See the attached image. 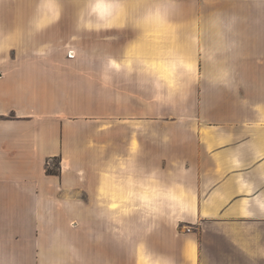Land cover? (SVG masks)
<instances>
[{"label": "crops", "instance_id": "obj_1", "mask_svg": "<svg viewBox=\"0 0 264 264\" xmlns=\"http://www.w3.org/2000/svg\"><path fill=\"white\" fill-rule=\"evenodd\" d=\"M59 3V22L31 36L25 30L35 0H0V264H154L159 257L264 264V21L244 0H180V24L141 37L129 57L170 76L178 28L190 25L195 34L211 14L239 11L247 18L234 62L242 83L231 91L201 79L186 102L160 108L135 75L122 72L132 71L131 58L113 61L111 92L98 83L100 59H122L140 32L130 24L78 32L77 0ZM40 45L43 55H36ZM187 67L195 76V51ZM137 146L138 170L187 191L180 188L179 210L151 230L133 212L117 236L103 218L109 201L116 208L162 195L157 184L134 190L123 173L110 172L98 200L99 168ZM54 160L57 172L48 170Z\"/></svg>", "mask_w": 264, "mask_h": 264}, {"label": "clouds", "instance_id": "obj_2", "mask_svg": "<svg viewBox=\"0 0 264 264\" xmlns=\"http://www.w3.org/2000/svg\"><path fill=\"white\" fill-rule=\"evenodd\" d=\"M79 10L76 18V30L78 32L100 33L111 29H123L129 24L140 32V36L129 43L123 53L122 59L118 60L111 55H105L100 59L98 81L101 88L109 90L114 87L113 61L119 63L131 58L133 61L132 71L124 72L125 77L135 75L137 84L142 90L151 94V102L157 107H172L187 101L191 87L194 83L205 79L212 87H222L235 91L241 86L235 66V61L240 58L243 42L240 38V25L246 22L239 11L215 12L203 21L197 22L195 34L191 26L177 29L178 42L181 45L174 56L168 57L171 66V74L163 75L160 72L150 70L139 56L129 57L131 47L143 36L154 31L162 25L180 24L175 17L181 14L180 0H77ZM244 3L257 13V22L264 21V0H244ZM62 15V7L59 0H35L33 13L28 20L26 34L36 36L45 29L59 22ZM183 32V35L181 33ZM193 35L197 37L193 45ZM48 44V43H46ZM44 45L38 46L36 55H43ZM195 51L197 71L195 76L187 67L191 63L192 53ZM78 55H84L95 60L91 54L81 49ZM206 66L203 73L200 71V61ZM117 100L120 96L117 95ZM111 99V96L109 97ZM123 157L114 153L100 168V183L98 186V200L100 188L104 176L110 172L123 173L124 182L129 180L139 190L141 185L157 184L162 189V195L155 203H149L142 198H137L134 203L120 205L112 208L111 201L107 206L110 215L103 216L108 222L117 226L116 235L127 231L124 217L133 212L141 213V222L146 224L148 230L155 226V222L168 219L173 211L179 210L176 199L180 195V188L187 191L186 187L179 182L165 185L162 183L159 173L153 171L145 174L138 170L136 153ZM102 239V236H97ZM154 264H171L164 257L153 258Z\"/></svg>", "mask_w": 264, "mask_h": 264}, {"label": "rangeland", "instance_id": "obj_3", "mask_svg": "<svg viewBox=\"0 0 264 264\" xmlns=\"http://www.w3.org/2000/svg\"><path fill=\"white\" fill-rule=\"evenodd\" d=\"M70 56H72V54H70ZM2 73H3V72H0V75H2ZM54 161H55V160H54ZM55 162H57V163H56V167H50L48 170H51V171L56 170V172L58 171V168H59V166H60V161H59V160H56Z\"/></svg>", "mask_w": 264, "mask_h": 264}, {"label": "trees", "instance_id": "obj_4", "mask_svg": "<svg viewBox=\"0 0 264 264\" xmlns=\"http://www.w3.org/2000/svg\"><path fill=\"white\" fill-rule=\"evenodd\" d=\"M49 171H51V170H49ZM53 171H56V170H53Z\"/></svg>", "mask_w": 264, "mask_h": 264}]
</instances>
